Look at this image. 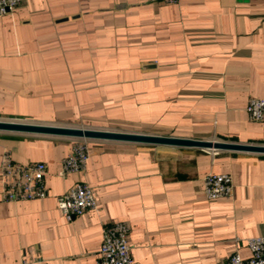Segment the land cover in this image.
<instances>
[{
  "label": "crops",
  "instance_id": "0c3cea01",
  "mask_svg": "<svg viewBox=\"0 0 264 264\" xmlns=\"http://www.w3.org/2000/svg\"><path fill=\"white\" fill-rule=\"evenodd\" d=\"M264 0H25L0 16V122L264 146ZM0 131V162H42L48 195L1 200L0 264H102L104 229L130 226L133 264H226L264 236V153ZM228 174L230 198L204 179ZM88 184L96 210L57 198Z\"/></svg>",
  "mask_w": 264,
  "mask_h": 264
},
{
  "label": "built area",
  "instance_id": "2783aa9c",
  "mask_svg": "<svg viewBox=\"0 0 264 264\" xmlns=\"http://www.w3.org/2000/svg\"><path fill=\"white\" fill-rule=\"evenodd\" d=\"M25 0H0V16L8 15L19 8ZM152 3L179 4L183 0H150ZM251 120H264V99H251L247 106ZM90 156L87 139L77 138L71 153L63 160L60 176L85 170ZM47 167L42 162L20 164L13 161L6 152L0 162L2 184L1 200L5 202L33 201L48 195L45 184ZM206 197L209 200L230 198L234 193V183L228 174H209L204 179ZM60 211L68 220L96 210L98 203L92 188L85 183H77L68 192L57 198ZM130 226L117 222L107 226L103 232L100 249L102 264H133L129 245ZM251 257L244 260L234 253L226 264H264V236L247 240Z\"/></svg>",
  "mask_w": 264,
  "mask_h": 264
},
{
  "label": "water",
  "instance_id": "95a60500",
  "mask_svg": "<svg viewBox=\"0 0 264 264\" xmlns=\"http://www.w3.org/2000/svg\"><path fill=\"white\" fill-rule=\"evenodd\" d=\"M0 131H11L20 133L46 134L66 136L82 139H101L109 141H123L131 143H145L156 145H170L177 147H196L214 150H237L264 153V146L239 145L223 142L197 141L190 139H179L173 137H160L142 134L115 133L88 129L63 128L37 126L15 122H0Z\"/></svg>",
  "mask_w": 264,
  "mask_h": 264
}]
</instances>
